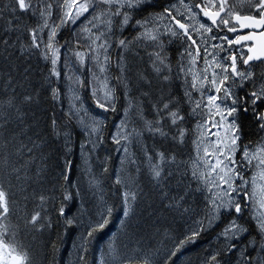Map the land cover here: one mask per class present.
<instances>
[{
    "label": "snow or ice",
    "instance_id": "1",
    "mask_svg": "<svg viewBox=\"0 0 264 264\" xmlns=\"http://www.w3.org/2000/svg\"><path fill=\"white\" fill-rule=\"evenodd\" d=\"M245 6L250 14L237 10ZM155 8L149 0H0V264H34L18 240L21 228L30 234L56 228L53 259L75 231L66 264H91V243L115 209L122 208L126 228L140 198L133 177L122 175L126 163H141L130 151L134 140L162 209L192 222L178 235L165 229L170 246L161 243L155 251L128 254L110 240L96 264H176L174 257L206 234L212 239L198 264H264V0H163L149 11ZM129 30L131 38L124 35ZM173 44L182 97L173 92L165 54ZM141 45L152 49L146 52L151 72L130 58ZM113 71L118 87L109 84ZM85 88L104 113L120 111L123 89V115L110 133L123 151L111 202L91 164L109 139L108 118L92 114L81 95ZM42 95L50 107L42 106ZM75 128L95 203L70 175ZM189 133L195 157L180 159ZM246 134L255 139L245 142ZM110 158L101 161L102 173ZM197 193L202 200H195Z\"/></svg>",
    "mask_w": 264,
    "mask_h": 264
},
{
    "label": "trees",
    "instance_id": "2",
    "mask_svg": "<svg viewBox=\"0 0 264 264\" xmlns=\"http://www.w3.org/2000/svg\"><path fill=\"white\" fill-rule=\"evenodd\" d=\"M149 1L150 3H153L156 6L155 9H149V11L158 10L160 3L163 2V0ZM129 31L125 32L124 35L128 38H131V36L135 33H132L131 30ZM60 39H64V34L61 35ZM150 51H152L151 48L145 50L143 48V45H141L139 55H136L135 50L129 55L130 58L134 57L135 63L138 66H140L141 68H145L149 72H151V69L148 68L149 61L146 54V52ZM165 54L169 57V60L172 65L173 92L174 94H177L182 97L183 90L181 86V80L175 79L177 74V61L179 59L177 56L176 45L173 44L172 46L167 48ZM33 64H36L35 60H33ZM40 67H43V64H41ZM85 75H87V73H85ZM53 79L54 81L56 80V78ZM109 84L118 87L114 71L111 73ZM60 86L61 88H63L64 86L62 79L60 81ZM81 95L86 106L90 109L93 115H98L102 117L107 116L108 118L106 135L109 136V139H107L104 145H102L98 149V153L92 156L91 164L93 171L97 174H100L99 179L105 198L111 202L117 199V197L113 195V181L115 179L116 169L117 167H120L121 155L123 154V151L122 149L120 151H117L116 146L113 145L111 142L110 133L116 130L115 125L120 121V118L123 115V89L120 88V91L118 92V95L120 96V111L116 113H104L102 110L96 108L91 97V90L89 88H85L81 92ZM133 95H135V93H133ZM41 99L42 101H45L43 95L41 96ZM50 105L51 101L46 100L42 106L50 107ZM55 107L57 109L58 114L62 117L63 114L59 111L61 105L57 104ZM63 107L65 109L68 107L67 99L64 100ZM185 111H187V107H185ZM146 116L148 118L152 117V112L150 108L147 109ZM131 119L139 123L135 115V110H132ZM194 122L195 121H193V123ZM73 126L75 127V125ZM189 127H191V125H189ZM129 130H131V124L129 125ZM144 136L149 146H151L150 135L145 132ZM193 137L194 135L192 133H189L187 145L185 148L181 149L182 156L179 157L180 159H186L189 156L193 157ZM82 138L83 137L80 129L75 128V133L73 137V150L72 153L67 157V159L72 161L70 175L73 180H80L86 200L95 203V198L93 197L92 192L88 190V177H86L82 171L83 164L80 153V143ZM249 138L255 139L254 136L250 137V135L246 134L245 142ZM139 148L140 146L135 142V140L130 145V151L137 153V157L141 161V163L137 165L138 167H140V172L137 173V166H131L126 163L125 165H123L122 175L125 177L131 175L133 177L136 184H138L140 189H142L140 193V198L137 203L133 206L134 211L131 214V218L127 220L126 228L121 226V218L123 217L122 208L117 207L115 209L109 225L101 233L97 234L96 238L91 243L90 254L88 257L91 261V264H96L101 250L107 251V243L110 242V240L115 243L118 249L125 251L128 254H132V249L139 250L140 248L146 250L151 249L155 251L156 248L161 246V243L168 244L170 246L168 236L178 235L181 231H183L186 222L189 225L192 222L187 216L181 218L179 216H174L173 214L166 212L162 209L159 196L153 189L152 184L150 183L146 175V165L143 163V157L140 154ZM108 156L111 157L107 160L109 171L107 173H102L103 166L101 164V161ZM56 159L57 153L53 151L49 164L54 165ZM59 163L63 165V159H60ZM56 171H58V169H56ZM45 186L47 187L48 185L46 184ZM115 187L116 192L118 194L120 191L119 186ZM193 187H195L194 184ZM37 190L39 191L38 187ZM73 192H75L74 189ZM202 198L203 197L201 194H195L196 201H200L202 200ZM192 200L193 198L190 197L189 203H192ZM31 208L32 205L30 204L29 211H31ZM13 219L15 220V218ZM249 225L254 228V221L249 220ZM165 229H168V236L164 234ZM157 230L159 231L157 232ZM56 233V228H53L50 232L45 231L43 234H30L23 230V228H21L18 240L22 242L23 245L28 249L34 261V264H66V262H70L72 259V257H69L68 251L71 248L72 238L75 237L76 233L75 231H72L67 237H65L64 241L60 244L59 253L53 259L50 245L51 242L56 239ZM113 234H115V236ZM212 235L213 234H206L204 237L198 239V242L195 245H187L181 253H178L177 257H174V259L176 260V264H198L197 256L202 254L203 250L208 247V244L212 239Z\"/></svg>",
    "mask_w": 264,
    "mask_h": 264
},
{
    "label": "rangeland",
    "instance_id": "3",
    "mask_svg": "<svg viewBox=\"0 0 264 264\" xmlns=\"http://www.w3.org/2000/svg\"><path fill=\"white\" fill-rule=\"evenodd\" d=\"M229 2H230V3H236L237 0H229ZM237 10L242 11L243 14H247V13L250 12V10L247 8V6H245L243 9L238 8ZM200 66L203 67V61H202V60L200 61ZM188 79H189V84H190V83H191V77H189ZM181 82H182V81H181ZM197 118L199 119V117H197ZM209 131H210V132H215L216 129L211 128V127L209 126ZM208 139H209V140H213V139H215V137H214V136H209ZM201 154H202V153H201ZM194 157H195V151H194V148H193V158H194ZM247 214H248V212H247V209H246V210H245V215H247Z\"/></svg>",
    "mask_w": 264,
    "mask_h": 264
},
{
    "label": "flooded vegetation",
    "instance_id": "4",
    "mask_svg": "<svg viewBox=\"0 0 264 264\" xmlns=\"http://www.w3.org/2000/svg\"><path fill=\"white\" fill-rule=\"evenodd\" d=\"M241 34H246V32H243V33H241ZM231 35V34H230Z\"/></svg>",
    "mask_w": 264,
    "mask_h": 264
},
{
    "label": "bare ground",
    "instance_id": "5",
    "mask_svg": "<svg viewBox=\"0 0 264 264\" xmlns=\"http://www.w3.org/2000/svg\"><path fill=\"white\" fill-rule=\"evenodd\" d=\"M128 32V31H127ZM130 32V31H129ZM129 34V33H128ZM172 46V45H171ZM54 80V79H53ZM183 90V89H182Z\"/></svg>",
    "mask_w": 264,
    "mask_h": 264
}]
</instances>
